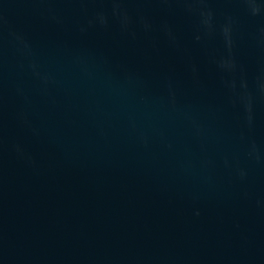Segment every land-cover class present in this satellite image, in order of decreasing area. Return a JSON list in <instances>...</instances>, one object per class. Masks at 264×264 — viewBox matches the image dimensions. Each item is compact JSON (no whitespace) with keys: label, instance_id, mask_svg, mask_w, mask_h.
Returning a JSON list of instances; mask_svg holds the SVG:
<instances>
[{"label":"water","instance_id":"95a60500","mask_svg":"<svg viewBox=\"0 0 264 264\" xmlns=\"http://www.w3.org/2000/svg\"><path fill=\"white\" fill-rule=\"evenodd\" d=\"M0 264H264V0H0Z\"/></svg>","mask_w":264,"mask_h":264}]
</instances>
